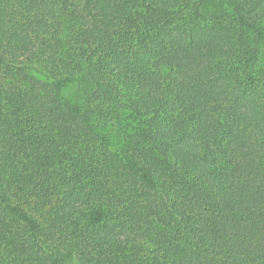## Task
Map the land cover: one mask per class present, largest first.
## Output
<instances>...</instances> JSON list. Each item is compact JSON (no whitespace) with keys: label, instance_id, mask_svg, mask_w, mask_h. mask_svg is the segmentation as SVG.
<instances>
[{"label":"trees","instance_id":"obj_1","mask_svg":"<svg viewBox=\"0 0 264 264\" xmlns=\"http://www.w3.org/2000/svg\"><path fill=\"white\" fill-rule=\"evenodd\" d=\"M0 264H264V0H0Z\"/></svg>","mask_w":264,"mask_h":264},{"label":"rangeland","instance_id":"obj_2","mask_svg":"<svg viewBox=\"0 0 264 264\" xmlns=\"http://www.w3.org/2000/svg\"><path fill=\"white\" fill-rule=\"evenodd\" d=\"M115 144H116L117 146H119V144H118L117 142H116Z\"/></svg>","mask_w":264,"mask_h":264}]
</instances>
